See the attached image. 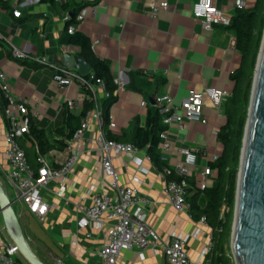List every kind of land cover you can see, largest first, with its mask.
<instances>
[{"label":"crops","instance_id":"0c3cea01","mask_svg":"<svg viewBox=\"0 0 264 264\" xmlns=\"http://www.w3.org/2000/svg\"><path fill=\"white\" fill-rule=\"evenodd\" d=\"M162 1L168 2L167 8L154 12L152 3ZM198 1L0 0V71L9 76L11 94L17 99L23 97L31 109L39 112L35 120L46 132L50 144L55 145L48 153L55 157L57 167L70 157L66 146L72 130L79 125V119L68 123L66 101H77L79 108L69 111L80 116L87 96L78 82L68 89H59L51 81L55 72L53 67L29 59H17L12 52L13 46L64 65V54L81 57L80 46L63 41L66 33L86 35L93 52L109 63L114 80L121 74L127 79L116 91L115 102L110 108L112 122L104 128L106 134L119 138L120 142L131 143L129 140L136 127L145 126L149 111L159 108L156 99L160 95L172 96L176 106H181L182 100L193 89L202 92L207 87H218L228 90L231 95L234 87L231 76L242 60L235 47V31L223 25L205 29L193 15V7ZM215 1L231 17L236 14L235 0ZM246 1L248 8L256 0ZM17 9L22 11L19 17L14 15ZM75 12L77 22L74 32L70 33L66 31V25ZM80 15L82 19H78ZM204 104L208 123L186 122L182 128L176 124L169 127L171 150L159 148L165 162L163 169L156 167L145 149L140 157L141 166L148 170L147 173L123 155L114 158L120 186L136 187L139 194L149 200L146 205L147 222L164 240H169L173 231L193 233L201 228L199 236L191 238L187 245L189 257L194 262L202 258L201 252L214 230L208 222L196 219L189 209L178 211L172 206L166 192L168 175L165 170L176 174V162L185 157L182 148L197 150V166L190 176L197 188L204 166L222 153V143L214 130L219 131L226 123L224 104L217 110L207 97H204ZM98 133L96 124L85 133L81 153L67 175L64 192L58 193V180L52 181L43 191L50 205L43 219L30 213L20 202L24 226L32 235H42L53 258H60L67 264L100 261L104 229L111 222L104 218L103 228L81 227L80 219L83 208L92 204L94 196L105 194L111 199L117 198V188L103 173L102 153L96 140ZM25 137L19 142L24 150L27 149L31 166L36 168L35 151L38 149L29 148L32 142ZM215 177L213 172L210 176L212 182ZM200 203L205 204L203 194L200 195ZM32 219L38 221L41 230L34 228L30 222ZM116 264H167V260L163 253L155 252L151 246H135L131 250H123Z\"/></svg>","mask_w":264,"mask_h":264},{"label":"built area","instance_id":"2783aa9c","mask_svg":"<svg viewBox=\"0 0 264 264\" xmlns=\"http://www.w3.org/2000/svg\"><path fill=\"white\" fill-rule=\"evenodd\" d=\"M234 5L237 9H245L246 0H235ZM168 2H153L154 12L159 9L167 8ZM20 9L14 10L16 17L21 16ZM193 15L200 20L205 29L211 30L214 26H230L231 16L220 8L215 0H199L193 7ZM80 15L78 19H82ZM75 30L74 25L68 29L70 33ZM1 36V34H0ZM12 52L17 59H29L40 65H48L54 68L52 84L59 89H68L74 82H78L84 90L85 95L91 101L92 107L86 111L82 117L80 126L75 130L66 146L70 157L61 166L57 167L56 159L51 153L38 154L36 161L38 166L32 167L26 151L21 146L19 140L30 133L31 121L39 116V112L31 109L23 97L15 98L10 92L9 76L6 72L0 71V89L7 98V104L0 105V179L5 184L9 193L12 188L15 193L14 201L22 202L29 210L40 219L49 211V203L43 193L50 183L58 180L60 183L59 194L65 190L67 175L76 164L81 153L82 141L85 133L96 124L99 133L96 137L99 149L102 153V169L106 177L111 179L113 187L117 188V198L111 199L109 196L96 195L93 197L91 205L83 208V216L80 219V226L92 225L95 228H103V219L106 218L111 223L104 229V242L99 250L100 261L93 264H116L123 250H131L135 246H151L155 252L164 254L167 264H212L211 254L215 245L213 235L210 236L209 243L205 245L201 252V259L194 262L188 254L187 245L191 238H196L201 233V228H197L193 233L173 231L169 240H164L160 233L147 222L146 205L149 200L139 194L136 187L120 186L118 172L114 163L117 155H123L129 160L137 163L143 173L147 169L141 166L142 149L134 143L120 142L108 138L104 117V102L116 94L119 87L127 81L126 77L121 76L114 80L118 88L114 93L106 88L102 79L95 78L92 73L87 76L80 74L75 68L52 62L46 56H35L26 53L13 46ZM230 92L224 88L207 87L204 91L190 90L189 95L182 100L181 106H176L174 98L168 94L157 97L159 113L162 122L166 126L161 133L159 148L162 151H170L172 141L169 138V127L176 124L180 128L186 122L208 123V118L204 115V97L209 99L210 104L217 110L221 109L225 99ZM66 105L69 110L79 108L77 101L68 99ZM112 115H109L112 122ZM218 130H214L218 134ZM184 159L177 161L174 170L180 179H166V192L170 197L172 206L178 211L190 208L187 201L188 189L191 187L189 182L194 168L197 166V150L182 148ZM148 155V154H147ZM149 157V155H148ZM150 158V157H149ZM218 156H215L216 160ZM166 175L171 174L172 170H165ZM213 169L207 164L199 174L197 188L206 189L212 184L210 176ZM137 182L141 179L135 178ZM10 196V195H9ZM224 207L221 218H225ZM201 222L207 223L205 217ZM0 264H25L18 246L11 238L4 223H0Z\"/></svg>","mask_w":264,"mask_h":264},{"label":"trees","instance_id":"16d2710c","mask_svg":"<svg viewBox=\"0 0 264 264\" xmlns=\"http://www.w3.org/2000/svg\"><path fill=\"white\" fill-rule=\"evenodd\" d=\"M76 18L77 13L75 12L67 21V32L69 27L77 22ZM228 27L235 31V47L240 52L242 60L240 66L231 76L234 87L231 95L224 103L223 109L226 116V123L220 128L217 135L218 140L222 143L223 150L216 160L209 161L208 163L209 167L216 174L212 184L206 189L200 190L196 188L195 180L189 178L191 187L188 189L187 194V201L190 204L189 210L192 215L196 219L205 217L208 224L214 230L213 237L215 245L210 256L212 264H233L231 258L226 253L225 244L231 231L248 107L250 104L255 67L264 35V0H256L252 7L237 9ZM66 34V38L63 41L66 40L67 43L81 47L79 55L84 57L92 65V74L94 77L102 79L106 84V88L114 93L118 86L112 76L110 65L106 60L98 57L93 52L89 38L81 33ZM115 99L116 94H112L104 102L105 126L110 122V108L115 102ZM6 104L7 98L0 89V105L4 107ZM91 107L92 103L87 98L84 110L80 116H76L69 110H66L65 113L68 123L71 124L72 121L79 119V127L82 117ZM165 128L166 126L162 123V118L159 114V108H155L153 111H149L147 124L136 127L129 140L142 150L145 149L151 161L159 169H163L165 166L159 149V144L162 140L160 135ZM73 130L71 132L72 135L75 132ZM25 136V140L29 139L32 142L29 148L37 147L38 152L35 151V155L37 154V156L38 154L48 153L55 146L50 144L46 132L44 129L39 128L35 119L31 121L30 133ZM107 136L110 139L120 141L119 138H115L110 134H107ZM25 150L27 156H29L27 149ZM28 160L31 163L29 157ZM174 178L179 180L180 176L174 173L167 176V180ZM194 189L197 190L194 191ZM201 194L205 197L204 205L200 203ZM224 207H227L228 210L225 212V218L223 219L221 218V212Z\"/></svg>","mask_w":264,"mask_h":264},{"label":"water","instance_id":"95a60500","mask_svg":"<svg viewBox=\"0 0 264 264\" xmlns=\"http://www.w3.org/2000/svg\"><path fill=\"white\" fill-rule=\"evenodd\" d=\"M63 64L83 76L92 65L64 54ZM5 184L0 179L2 221L29 264H46L33 251ZM231 250L235 264H264V35L254 72L239 166ZM56 264H67L56 259Z\"/></svg>","mask_w":264,"mask_h":264},{"label":"rangeland","instance_id":"374dc122","mask_svg":"<svg viewBox=\"0 0 264 264\" xmlns=\"http://www.w3.org/2000/svg\"><path fill=\"white\" fill-rule=\"evenodd\" d=\"M249 108V107H248ZM9 195H10V198L12 200L15 199V193H14V190L12 188H9ZM20 202L19 201H14V204H13V207L14 209L16 210L19 218H20V222L24 228V232H25V235L26 237L28 238V240L30 241V245L33 249V251L36 253V255L46 264H56V260L53 258L54 256L50 253V250L48 249V247L46 246L45 242H44V239L42 238V235L39 236V235H32L30 233V231H28V228L27 226H24V220H23V217L20 215L21 212H23V210L21 209L20 207ZM234 213H235V209H234ZM33 220V219H32ZM30 220L31 224L34 226V228H38L41 230V227L38 223L37 220ZM0 223L3 224V221H2V215L0 213ZM233 223H234V214H233V219H232V223H231V231L229 233V237H228V240L225 244V250H226V253L227 255L231 258L232 260V263L235 264L234 262V257H233V254H232V250H231V240H232V232H233ZM41 233V232H40ZM22 260L25 264H29L25 258L22 256Z\"/></svg>","mask_w":264,"mask_h":264}]
</instances>
